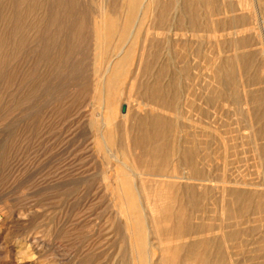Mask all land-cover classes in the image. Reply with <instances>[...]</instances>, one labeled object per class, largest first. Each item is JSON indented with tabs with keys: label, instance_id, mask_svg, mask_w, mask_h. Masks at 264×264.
Listing matches in <instances>:
<instances>
[{
	"label": "rangeland",
	"instance_id": "1",
	"mask_svg": "<svg viewBox=\"0 0 264 264\" xmlns=\"http://www.w3.org/2000/svg\"><path fill=\"white\" fill-rule=\"evenodd\" d=\"M131 1L0 0V264H264V0Z\"/></svg>",
	"mask_w": 264,
	"mask_h": 264
},
{
	"label": "bare ground",
	"instance_id": "2",
	"mask_svg": "<svg viewBox=\"0 0 264 264\" xmlns=\"http://www.w3.org/2000/svg\"><path fill=\"white\" fill-rule=\"evenodd\" d=\"M142 1H144V0H142ZM142 1H141V3H142ZM149 1V0H148ZM147 1V2H148ZM187 1V0H186ZM138 2V0H132L130 3H131V7H132V9H134V7H135V5H136V3ZM150 2V1H149ZM163 2V1H162ZM140 3V4H141ZM161 4V3H160ZM148 6H149V4H148ZM141 7H142V4H141ZM144 5H143V10H141V13L143 14L144 13ZM162 9V8H161ZM139 10V9H138ZM159 10H160V7H159ZM128 11V10H127ZM138 12V11H137ZM164 13V12H163ZM169 13V12H168ZM185 13V12H184ZM188 14V13H187ZM138 15V14H137ZM164 15V14H163ZM186 15V14H185ZM130 17V16H129ZM168 17V16H167ZM191 17V16H190ZM162 21V20H161ZM161 21H158V22H160L161 23ZM197 21V20H196ZM110 23H112V22H110ZM126 23H127V21H126ZM134 23V22H133ZM112 25V24H111ZM133 25V24H132ZM148 26V25H147ZM162 28H163V26H162ZM147 29H148V27H147ZM147 29L145 28V31H147ZM112 30V29H111ZM151 31V30H150ZM150 31H147V32H150ZM156 31H158V30H156ZM163 31V30H162ZM161 31V32H162ZM171 31V30H170ZM112 32V31H111ZM155 32V31H154ZM159 32V31H158ZM174 32V31H173ZM196 32V31H195ZM164 33V32H163ZM178 33V32H177ZM108 34H110L109 32H108ZM123 34V33H122ZM135 34V33H134ZM146 34V33H145ZM176 34V33H175ZM184 34V33H183ZM124 35V34H123ZM148 35V34H147ZM131 36V35H130ZM158 36V35H157ZM173 36V35H172ZM183 36V35H182ZM181 36V37H182ZM191 36V35H190ZM123 37V36H122ZM180 37V36H179ZM184 37V36H183ZM174 38V37H173ZM131 41V40H130ZM129 52L130 51H127V52H125V57L122 59V60H120L119 61V63H118V66H120V64L122 65L123 63H124V61L126 60V58L128 57V55H129ZM117 66V67H118ZM139 66V65H138ZM131 82V81H130ZM129 97V96H128ZM127 97V98H128ZM126 102V101H125ZM138 106V105H137ZM196 159V158H195ZM133 160V159H132ZM134 163V162H133ZM184 164V163H183ZM138 172V171H137ZM157 175V174H156ZM139 177V176H138ZM187 178V177H186ZM190 181V180H189ZM200 181V180H199ZM183 183V182H182ZM130 188V187H129ZM188 188V187H187ZM209 188V187H208ZM200 189V188H199ZM130 190V189H129ZM132 191V190H131ZM182 191V190H181ZM131 193V192H130ZM138 193V192H137ZM222 193V192H221ZM186 196V195H185ZM130 197V196H129ZM131 199V198H130ZM134 199V198H133ZM132 203V202H131ZM165 214H167L168 215V213L166 212ZM169 216V215H168ZM165 219L166 220H170V218H168L167 216L165 217ZM179 222V221H178ZM210 222V221H209ZM209 224V223H208ZM184 228V227H183ZM197 229V228H196ZM202 230V229H201ZM216 230V229H215ZM190 231V230H189ZM194 231V230H193ZM196 231V230H195ZM195 231H194V234H195ZM207 232V231H206ZM200 233H201V231H200ZM222 233V232H221ZM196 234H198V233H196ZM188 236V235H187ZM200 235H198V237H199ZM185 237V236H184ZM189 237V236H188ZM194 237H197V236H194ZM142 241V240H141ZM144 241V240H143ZM189 244V243H188ZM183 245V244H182ZM144 246H145V244H144ZM143 245H141L140 246V252L142 253V251H143V247H144ZM185 248H186V252H192V251H194V250H196V248H194V244H190V245H186L185 246ZM205 249V248H204ZM164 251H173V252H177V250H178V247H175V248H173V249H167V248H165V249H163ZM207 250V249H206ZM145 251H146V249H145ZM179 252V251H178ZM143 253H144V251H143ZM167 253V252H166ZM170 253H172V252H170ZM194 253V252H193ZM201 254V256L198 258V260H199V262H200V264H207V262H208V259L206 258V253H202V252H200ZM144 255V254H143ZM218 255H216V257H217ZM215 258V257H214ZM217 259V258H216ZM214 260V259H213ZM216 261V260H215Z\"/></svg>",
	"mask_w": 264,
	"mask_h": 264
},
{
	"label": "water",
	"instance_id": "3",
	"mask_svg": "<svg viewBox=\"0 0 264 264\" xmlns=\"http://www.w3.org/2000/svg\"><path fill=\"white\" fill-rule=\"evenodd\" d=\"M124 111V107L122 108V112Z\"/></svg>",
	"mask_w": 264,
	"mask_h": 264
}]
</instances>
